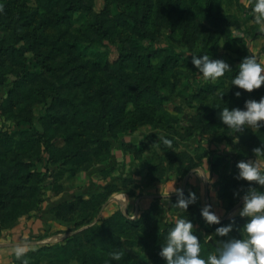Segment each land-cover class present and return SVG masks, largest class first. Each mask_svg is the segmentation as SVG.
<instances>
[{
    "label": "rangeland",
    "instance_id": "obj_1",
    "mask_svg": "<svg viewBox=\"0 0 264 264\" xmlns=\"http://www.w3.org/2000/svg\"><path fill=\"white\" fill-rule=\"evenodd\" d=\"M55 1L54 6L46 7L43 0H0V139L31 134L42 142L35 152L19 158L35 161L27 167L36 173L27 188L19 191L21 179H14L13 174L0 188V241L6 233L39 219L45 202L55 194L71 195L78 188L81 199L89 198L102 193L107 183L116 184L114 171L123 170L113 154L117 148L131 159L133 170L127 168V173L139 176L145 168L151 180L169 178L175 167L182 173L193 156L204 158L211 167L217 160L211 180L218 186L220 174L234 173L230 181L242 195L249 183L237 179V164L255 158L252 149L264 144V131L247 127L243 133H233L220 112L226 106L243 108L247 99L264 96V85L249 92L232 84L245 56L255 55L264 63V26L254 19L255 0H218L228 23L218 27L204 25L191 0H154L153 8L158 11L150 19L144 18L149 7L142 0ZM70 2L77 3L78 11L66 22L58 20L55 15L65 13ZM206 29L215 32L213 38L207 40ZM130 37L140 47L135 48ZM121 48L140 55L143 64L138 66V58L119 63ZM210 48L209 55L225 59L233 68L216 81L204 77L192 62L193 54L203 55ZM98 50L111 53L112 61L95 66L91 53ZM139 85L147 95L155 94L143 98L141 106L126 102V94ZM205 87L211 88L206 96ZM237 90L242 92L239 97ZM121 105H126L122 111ZM101 113L108 126L101 123ZM161 136L173 139V144L165 145ZM104 137L110 148L100 149L95 157L93 151ZM129 140L135 148L131 144L124 147ZM71 155L76 159L72 161ZM10 163L8 156L7 167ZM22 179L26 181V177ZM129 186L135 194L143 189ZM231 191L222 193L234 198L231 211H237L243 201ZM6 195H14V200L1 204ZM89 211L86 213H93ZM119 211L85 226L79 225L81 215L74 216V224L66 225L60 219L64 228L56 226L51 234L30 235V240L40 243L12 264H24L25 259L28 264H104L106 260L112 264H163L161 245L178 218L166 219L163 210L159 227L158 222L145 221L136 227L116 217ZM187 211L190 208L179 218L188 216L200 240L215 245L201 253L205 257L217 251L222 239L242 237L240 230L247 218L239 212L228 211L223 221L234 223V228L221 237L215 232L217 227L213 229L195 212L189 215ZM72 229L76 237L67 243ZM60 232L63 237H54ZM45 235L47 239L42 241ZM62 241L69 254L62 246H54ZM94 248L105 249L104 260L95 257ZM113 251L122 252L119 259L111 255Z\"/></svg>",
    "mask_w": 264,
    "mask_h": 264
},
{
    "label": "clouds",
    "instance_id": "obj_2",
    "mask_svg": "<svg viewBox=\"0 0 264 264\" xmlns=\"http://www.w3.org/2000/svg\"><path fill=\"white\" fill-rule=\"evenodd\" d=\"M253 11L255 21L264 26V0H255ZM192 62L197 66L199 73L212 81L233 70L228 61L213 58L208 53L193 54ZM232 84L249 92L261 88L264 85V63L255 55L245 56L239 64L237 74L232 78ZM235 94L239 97L242 92L237 90ZM220 95L223 97V91ZM220 118L233 133H243L247 127L260 129L264 127V96L259 99H247L243 108L223 107ZM159 138L165 145L173 144V139L167 136ZM234 139L239 140L240 137L234 136ZM252 151L256 154L255 158L240 160L237 164V179L255 182L249 183L242 195L240 190L235 192L243 201L239 215L247 218L240 230L242 237L231 236L222 239L217 251L205 257L201 255L202 243L194 221L188 216L181 217L168 230L159 253L161 257L166 258L167 264H264V144L254 147ZM176 191L178 198L173 206L187 210L189 205L196 203L198 199L194 191L189 195H185L182 188ZM201 214L206 223L220 225L215 229L219 236L225 237L233 231L234 223L220 224L221 217L213 210L212 204L205 205ZM29 246L28 241L15 245L16 255L23 256ZM111 255L119 259L122 252L113 251ZM24 264H28L27 259ZM104 264H112V261L106 260Z\"/></svg>",
    "mask_w": 264,
    "mask_h": 264
},
{
    "label": "trees",
    "instance_id": "obj_3",
    "mask_svg": "<svg viewBox=\"0 0 264 264\" xmlns=\"http://www.w3.org/2000/svg\"><path fill=\"white\" fill-rule=\"evenodd\" d=\"M57 1L55 0H43V5L46 7H51L54 6L55 3ZM142 2L146 5V7H149L147 10L145 8V13H144V18L145 19H150L151 16L154 14V12H157L158 10H156L155 8H153L154 5V0H142ZM192 4H193V8L196 10V14H199L201 16V19L204 21V25L208 24V25H212L213 27H218L224 24H228L226 21V18L224 17V15H222V13L220 12V6L218 3V0H191ZM79 6L77 5V3H73L70 2L68 7L66 8V12L63 13H57L55 16L58 18V20L60 21H68L70 20L73 15L74 12L78 11ZM146 24V21L144 22ZM207 40H209L210 38H213L215 35V32L211 31V30H207ZM135 38H131L130 37V41L133 43L135 48L140 47V45H138V43L135 42ZM82 47H86L85 45H83ZM133 47V48H134ZM82 50L84 52H86V50H84L82 48ZM124 49L121 48L119 50L120 54H119V58L117 59L119 61V63L125 65L126 61L130 58H138L140 55H135L133 56L130 53H127V51L123 52ZM213 49L210 48L207 53H212ZM90 54V52H89ZM92 62L95 66H102L104 64H107L109 62H111V53L109 54L108 52H102V51H93L92 53ZM143 59H139L138 60V66L142 65L144 61H142ZM149 63V61L147 60V64ZM164 64H166V62H164ZM141 86H137L133 89V91H131V93L126 94V102H133L135 105L141 106V104L143 103L145 97H149L152 96L155 93H149L148 95L146 94V92L143 90L144 88L142 87V89H140ZM201 90V89H200ZM211 88L209 87H205V95L208 94L210 92ZM199 93H202V91H199ZM153 101V100H152ZM103 102V101H102ZM126 105H121V110L125 108ZM216 113V112H214ZM101 118V123L104 124L105 126L109 125V122L104 119L105 115L104 113H101L100 115ZM86 121L88 119H85ZM262 130L264 131V127H262ZM264 133V132H263ZM76 134V132H74V135ZM73 136L70 135L69 137H67V140L70 141L71 137ZM106 137H104V141H101V145L100 147L93 151V154L98 155V153L105 149V148H110V141L105 139ZM103 142V143H102ZM40 143H42L40 141L39 138H35V136L29 134L27 135V137H19V138H14V137H6L4 139H0V188L3 186H6L9 181L11 180V174H13V178L16 180L21 179V186L18 187L19 191H24L27 187L26 185L29 184L32 180V176L36 173L32 172V170H27V167L29 166V164H33L35 165V161H30V162H25L23 159H19L22 156H26V155H30L31 153L35 152L36 149L40 146ZM50 147V146H49ZM51 149V148H50ZM101 149V150H100ZM11 158L13 163L10 166L7 167V158ZM72 161L74 159H76V156H72ZM199 159H202L201 157H199ZM70 160V159H69ZM69 162V161H67ZM219 161H213L212 163V170L215 171L216 170V166L218 165ZM65 163V162H64ZM222 177V181L220 183L219 186V197L224 201L225 207L228 211H231L232 208L235 206L234 205V198L230 197L227 198L223 193L228 190L229 188L232 190L231 192L235 193L237 191L236 187L233 185V183H231V181H233V178L235 177L236 174H220ZM26 177V181H24L22 178ZM231 180V181H230ZM26 182V183H25ZM247 183H255V182H249L247 181ZM131 183L128 182V180H121L118 183H113L110 184L108 186L105 187V190L102 193H98L95 194L89 198H78L75 200H69V201H65L62 204L56 206L53 210V213L55 215L56 218L58 219H62L64 221H67L69 223H73L72 220H74V216L78 215V216H83L82 217V222L79 223L80 226H85V225H91L94 221H96L98 215L101 212V207L103 205V203L115 192L122 190V189H127L128 186ZM223 192V193H222ZM14 200V195H6L3 196V198H1V204L6 203L7 201H12ZM43 200H41L42 202ZM14 205V203H13ZM193 206H196V208L192 207L191 205H189L190 208V213H187L189 215L194 214L193 212H195V215L198 216L199 220L200 219H204L202 214H201V207H199L198 205V199L196 201V203L193 204ZM189 208L187 210H189ZM4 209L5 208L4 206ZM90 209L89 212H93L92 214L86 213V210ZM180 209L179 207L173 206V211H176ZM193 210V211H191ZM163 208L158 205L155 204L151 207V209L149 210V212L142 214L140 217L136 218V219H131L129 217H127L126 215H124L123 212L119 211L118 213H116V217H119L121 220L129 222L138 227L140 226V224L145 221V222H155L157 223L156 226L159 227V223L161 222L160 220V215L162 214ZM82 212V213H81ZM73 217V218H72ZM101 220V219H100ZM99 220V221H100ZM102 221V220H101ZM202 221V220H201ZM105 222V221H104ZM103 222V223H104ZM205 223V221H204ZM227 222L221 220L220 224H224L226 225ZM74 224V223H73ZM96 225V224H95ZM93 225V226H95ZM213 227H219L220 225L218 224H211ZM92 226V227H93ZM205 226V225H204ZM75 227L77 228V225L75 224ZM89 228V227H88ZM214 229V228H213ZM211 231V230H210ZM89 236V235H88ZM76 236H71L68 240L67 243L69 241H71L73 238H75ZM87 240L89 241L90 238H87ZM157 243L160 244L161 240H159V237H156ZM159 240V242H158ZM91 241V240H90ZM67 243H57L54 246H62L63 247V251L65 253H68L67 249H66V244ZM201 243H202V252L203 251H207L209 249L212 248V244L208 243L206 240H204L203 238H201ZM162 247V245H161ZM215 247V245L213 246V248ZM42 248V247H41ZM45 249V247H43ZM94 255L95 257L104 260L105 259V249H100V248H94ZM32 252V251H31ZM92 252V251H91ZM30 252H27L26 254H28ZM24 254V255H26ZM69 254V253H68ZM21 256H17L16 254L13 255L14 261H17V258H20ZM160 260H163L164 263L163 264H167L166 258L161 257L160 256ZM157 261H159V257L157 258Z\"/></svg>",
    "mask_w": 264,
    "mask_h": 264
},
{
    "label": "crops",
    "instance_id": "obj_4",
    "mask_svg": "<svg viewBox=\"0 0 264 264\" xmlns=\"http://www.w3.org/2000/svg\"><path fill=\"white\" fill-rule=\"evenodd\" d=\"M130 144L134 148L136 147V144L131 142L125 143L124 147L127 148ZM113 154L117 156L119 168L120 166L123 167V170L114 171L115 173L117 172L116 174L118 176L116 183L127 179L128 182L131 183V186H129L130 188L132 186H138L139 189H143L137 191L136 194L129 189H122L113 193L105 201L103 209L98 215L96 221H99L101 217L106 218L118 210H122V212L124 210V215L131 219H136L142 214L149 212L151 207L155 204H158L163 208V213L166 219L172 218L173 216H176L179 219V215L186 209L181 208L176 210L181 211L178 215L176 214V211L171 209H173V205L178 198L176 189L180 188L184 190L185 195H189L190 192L194 191L198 197L199 207L203 208L206 203L212 204L213 210L221 217V220H223L230 213L238 214L236 212H239L240 208L237 209V211H229L230 213H228L224 202L219 197V186L214 184V179L211 180L215 173H213L211 165L206 163V160L204 161V158L199 159V157L192 155L193 158H190L192 164H189L190 166L188 165L189 167L187 169L184 168L182 173L179 172V168L175 167L173 173L171 171V176L169 178H155L154 180H151V178H149V171H145V168H142L141 175L139 176H134L132 172L130 174L127 173V168L131 170H133V168L131 167L132 163L130 161V157L125 156L127 153L123 149L117 148V150H113ZM189 156L192 157L191 155ZM142 180L144 181L142 182ZM99 183H104V180L99 181ZM113 183L115 182H109L105 186ZM72 190L71 195H65L64 193L59 195L55 194L51 199L46 201L44 206L45 209L39 219L29 222L27 226L21 227V229H17L14 232L3 235V238L0 241V264L14 263L13 255L16 254L15 245L21 243L24 239L25 241L30 242L28 249H31L35 246V244L40 243V241H35L33 239L30 240V235H34L35 233L43 235L47 231L51 234L56 230V226L64 228L61 226L60 219L55 217L53 210L56 206L62 204L63 202L75 200L77 197L81 198L79 195H83L81 193L78 194V188ZM71 197L75 198L71 199ZM85 198H87V196H85ZM187 213L190 212L187 211ZM65 224L68 225L70 223L65 222ZM74 229L70 230L69 235L72 236L74 234L72 233ZM63 235L64 233L60 232L54 237H63ZM46 239L47 236L45 235L42 241Z\"/></svg>",
    "mask_w": 264,
    "mask_h": 264
}]
</instances>
